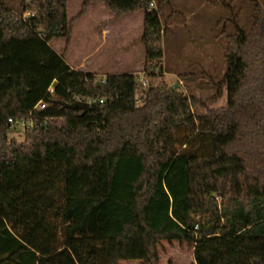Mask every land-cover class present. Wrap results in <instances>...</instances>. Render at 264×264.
<instances>
[{"label": "trees", "instance_id": "obj_1", "mask_svg": "<svg viewBox=\"0 0 264 264\" xmlns=\"http://www.w3.org/2000/svg\"><path fill=\"white\" fill-rule=\"evenodd\" d=\"M95 1L144 14L146 86L100 81L53 48ZM170 1L85 0L69 19L68 0H0V264H159L164 241L192 246L196 264H264L224 249L264 241V8L228 39L227 104L199 115L163 78ZM77 101L88 113L64 105ZM10 120L32 125L24 143Z\"/></svg>", "mask_w": 264, "mask_h": 264}, {"label": "rangeland", "instance_id": "obj_2", "mask_svg": "<svg viewBox=\"0 0 264 264\" xmlns=\"http://www.w3.org/2000/svg\"><path fill=\"white\" fill-rule=\"evenodd\" d=\"M21 1L4 0L13 10L19 8ZM84 2L85 0H68L69 19H75L79 15ZM101 6L105 13H110L102 3L92 2L84 18L75 23L70 42L54 40L53 48L64 55L69 63L75 65L86 58L98 44V36L102 32L101 25L106 24L103 22H109L110 19L118 21L129 16L131 18L126 20L127 29L122 41L117 45L110 43V46L101 49L98 56L101 59L106 52L116 55L130 51L133 57L139 58L142 54L141 64L145 66V49L141 42L144 16L141 20L137 15L141 13L139 12L116 18L110 13L113 18H103ZM258 6L264 8V0H171L162 6L160 19L165 30L162 43L163 78L169 85H178L181 91L193 100V111L196 114L201 115L208 109H218L227 104L226 88L221 87L220 82L226 72L228 39L239 29H251L255 17L259 14ZM152 8H157V4L154 3ZM92 10L94 17L98 19L95 23L88 18V13ZM105 69L110 70L109 73H99L98 80L104 81L107 75L115 71L135 73L140 79L144 76L141 65L137 68L106 66ZM26 128L28 127L22 124L13 125L9 132L10 140L24 143ZM224 249L231 255H237L240 260H246L264 256V241L232 240ZM159 259V264H196L193 247L180 242H162L159 247ZM122 264L142 262L122 261Z\"/></svg>", "mask_w": 264, "mask_h": 264}, {"label": "crops", "instance_id": "obj_3", "mask_svg": "<svg viewBox=\"0 0 264 264\" xmlns=\"http://www.w3.org/2000/svg\"><path fill=\"white\" fill-rule=\"evenodd\" d=\"M81 4V3H80ZM102 7V6H101ZM103 8V7H102ZM103 11L102 13V17L103 18H113V15H111L110 13L106 12L105 13V9H102ZM93 15V10L90 11L88 13V18L91 19L92 23L97 22L98 19H96V17H94ZM140 19H143V16L141 13L137 14ZM134 16V15H132ZM128 18H131L129 16L124 17L118 21H111L112 19L109 20V22H103L106 24L101 25V34L98 36V44L95 46V48L93 49V51L91 53H89L87 55L86 58H84L81 62L72 65L71 63H69L67 60V63L76 70L79 71H83L86 73H92L95 75H98L99 73H109L110 70L105 69V67L107 66L108 68H126L128 66H133L134 68H137L141 65V68L145 66H142V57L140 54L139 58L138 57H133V53L132 52H126L124 51L122 54H113L111 52H106L104 53V56L100 59L99 52L101 51V49H105L107 45L110 46V43L112 44H119L123 37H125V29H127V23L126 20H128ZM111 21V22H110ZM91 23V25H92ZM142 23L140 25V29L142 28ZM93 27V25H92ZM56 41V40H55ZM55 41H52L51 44ZM89 43V42H88ZM108 46V49H109ZM56 50V49H55ZM107 51V50H106ZM98 56V57H97ZM93 59H95L93 61ZM97 59V60H96ZM105 61V64H103ZM144 63H145V57H144ZM102 64V65H101ZM106 65V66H105ZM122 73H131V72H126V71H115L111 74H122Z\"/></svg>", "mask_w": 264, "mask_h": 264}, {"label": "built area", "instance_id": "obj_4", "mask_svg": "<svg viewBox=\"0 0 264 264\" xmlns=\"http://www.w3.org/2000/svg\"><path fill=\"white\" fill-rule=\"evenodd\" d=\"M152 5H153V4H152ZM141 82H142V85H143V86H146V81L144 80V78L141 79ZM50 93L53 95V97L55 96V95H54V88H53V87L50 89ZM48 106H49V105H48L47 103H45V102H41V103H39V104L36 106L35 109H36V110H39V111H43V110H46ZM10 122H11V123L15 122L16 124H22V125L25 126V127H32L31 124H28V123H26L25 121H13V120H10Z\"/></svg>", "mask_w": 264, "mask_h": 264}, {"label": "water", "instance_id": "obj_5", "mask_svg": "<svg viewBox=\"0 0 264 264\" xmlns=\"http://www.w3.org/2000/svg\"><path fill=\"white\" fill-rule=\"evenodd\" d=\"M67 108L72 109V110H77L80 109L83 111V115L88 113L90 109V103L88 102H83V101H77L73 104H64Z\"/></svg>", "mask_w": 264, "mask_h": 264}]
</instances>
